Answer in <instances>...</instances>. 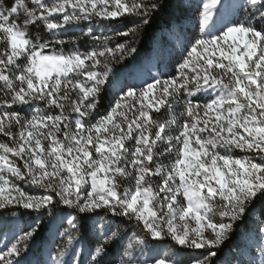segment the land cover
Masks as SVG:
<instances>
[{
    "label": "snow or ice",
    "instance_id": "snow-or-ice-1",
    "mask_svg": "<svg viewBox=\"0 0 264 264\" xmlns=\"http://www.w3.org/2000/svg\"><path fill=\"white\" fill-rule=\"evenodd\" d=\"M165 7V0H0V209L74 210L52 264H64L80 215L100 211L142 224L143 234H131L117 264H183L166 255L146 259L149 238L206 253L187 264H215L237 222L264 204V0H244L238 20L228 19L222 0H201L200 35L176 74L121 88L107 113L97 115L114 65L137 51L127 37ZM125 17L139 23L93 37L86 51L76 46L79 37L62 38L66 26ZM119 37L125 41L110 47ZM65 43L73 46L65 50ZM200 95L210 99L201 102ZM235 150L254 155L237 157ZM99 220L102 239L90 264H100L121 237ZM39 229L37 219L14 235L0 264H21ZM137 249L141 257L134 259Z\"/></svg>",
    "mask_w": 264,
    "mask_h": 264
},
{
    "label": "trees",
    "instance_id": "trees-1",
    "mask_svg": "<svg viewBox=\"0 0 264 264\" xmlns=\"http://www.w3.org/2000/svg\"><path fill=\"white\" fill-rule=\"evenodd\" d=\"M166 7L154 14L150 23L143 26L142 30L135 37H127L128 41H134V46L137 51L134 54L128 55L123 62L114 65V74L110 78L107 86L103 89L99 98V107L97 115H104L109 110V107L114 103L115 97L119 90L134 81L133 77L138 72V69L151 55L155 56L154 70L157 74L175 75L177 65L181 62L185 50L190 43L200 35V27L198 22L199 15V0H165ZM244 13L238 9L236 17L243 18ZM238 20V18H236ZM134 23H139L138 18L125 17L116 21L94 19L93 22L83 21L79 25L68 27V30L63 33L62 38L66 41L70 37H79L77 45L82 51L95 46L93 37L95 36H113L114 32H123ZM93 29L92 35H84L87 28ZM32 31H36L35 26ZM39 31L48 39H53L52 36L45 33L41 25ZM124 37L114 39L109 45L114 47L116 42L123 43ZM73 45L65 43L64 48L67 50ZM116 59H119V53L116 54ZM133 86V85H131ZM200 101L205 99V95L199 96ZM14 110L22 111L23 106L13 105ZM58 111V110H57ZM25 114H28L25 112ZM96 117H93V121ZM5 139L0 135V140ZM241 155V154H236ZM73 209L64 205H56L50 212L46 211L43 214L32 212L31 210L23 209L22 207L9 206L7 209H0V232L4 227L10 228L11 224L18 222L20 229L27 230L29 224L40 221V229L35 238L30 242L29 250L26 253L39 252L44 242H46L50 234H55L54 242L59 243L65 241L64 237L59 235L63 228H69L65 223V218L70 215H75ZM259 217L264 221V204L259 201L249 210L248 215L242 221L237 222L235 230L231 236L224 241L218 248V255L215 257V264H219L229 256L236 253L240 248V235L249 230L250 223L253 217ZM60 218V220H58ZM99 218H103L106 222V227L112 230L117 228L121 231V237L116 241L108 244L107 254L103 257L100 264H114L123 255L124 249L128 243L129 237L133 232L143 234L142 224H139L135 219L127 217L113 216L111 213L105 215L100 211L98 216H89L85 218L83 214L78 219L79 229L73 232V242L82 247L80 254L81 258L78 264L84 263V255L87 251H92L96 244L102 239L96 225L100 223ZM1 237V233H0ZM61 242V243H62ZM60 244V243H59ZM64 245V244H63ZM149 249H161L168 253H177V258L183 263L195 256L205 255L203 250L197 252L189 251L177 245L171 238L162 240H151L149 238Z\"/></svg>",
    "mask_w": 264,
    "mask_h": 264
},
{
    "label": "rangeland",
    "instance_id": "rangeland-1",
    "mask_svg": "<svg viewBox=\"0 0 264 264\" xmlns=\"http://www.w3.org/2000/svg\"><path fill=\"white\" fill-rule=\"evenodd\" d=\"M199 1L201 3V0ZM222 3L229 6L227 9L228 19H236V18L242 19L240 16L236 17V15L238 9H241L242 13H244L243 8L238 7L239 5L244 3V0H222ZM69 11H71V9H69ZM56 15L57 18H59V14ZM214 19H218V14L216 17H214ZM198 22H199V15H198ZM154 60H155V56L151 55L150 58L146 60L145 63L142 64L141 67L138 69V72L133 77L134 81L129 82L126 86L133 85L139 87L142 85V82H151V78L153 76L158 75L157 72L154 70V63H153ZM207 99H210V97L205 96V99L202 100L201 102H204ZM176 111L177 113L180 111L179 107H177ZM160 118L161 119L167 118V112L162 111ZM233 154L237 157L245 154L254 155V153H244L241 152L240 150H235ZM236 154H241V155H236ZM22 186L25 187L26 191L35 192V194H44L43 190H34L33 188L26 185H22ZM60 219L62 218L59 217L58 220ZM66 221L67 219L65 218L66 225L70 227ZM249 223H250L249 230L245 231L239 237L240 248L236 251L235 254H233L232 256L229 255L225 259V261L219 264H262V262H264V233L260 231L261 225L264 224V221L259 219V217L255 216L252 218V221ZM31 225H34V222H32V224H29V226ZM21 230L22 229H20V224L18 222L12 223L10 228L4 227V230L0 232L1 233L0 250L4 249L5 244L11 243L13 236L19 235ZM55 236H56L55 234L53 235L50 234V236L47 238L48 240L44 242L39 252L37 251L36 253H22L21 257L18 258L20 259L21 264H52V256L59 250V248L64 247L63 244H65V241L62 242L61 240L59 242L60 244L55 243L53 239L55 238ZM59 236L60 235H58V237ZM81 249L82 247L80 245H77L73 242L72 245L68 247L67 254L63 257L64 264H78V261L81 258V254H80ZM91 252L92 251L89 250L86 252V255H84L85 264H90ZM165 255L170 259L179 260L177 258L178 256L177 253L171 254L161 249L160 250L149 249L148 256H146L145 258L159 259ZM140 257H141L140 250L139 249L135 250L133 252V258L139 259ZM117 262H115L114 264H117ZM183 264H187V263H183Z\"/></svg>",
    "mask_w": 264,
    "mask_h": 264
}]
</instances>
